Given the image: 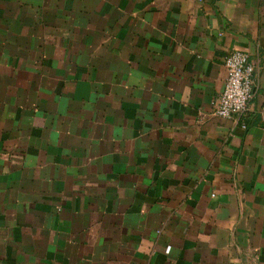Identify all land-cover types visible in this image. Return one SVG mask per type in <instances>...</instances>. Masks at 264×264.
I'll use <instances>...</instances> for the list:
<instances>
[{
    "label": "crops",
    "instance_id": "1",
    "mask_svg": "<svg viewBox=\"0 0 264 264\" xmlns=\"http://www.w3.org/2000/svg\"><path fill=\"white\" fill-rule=\"evenodd\" d=\"M263 108L264 0H0V264H264Z\"/></svg>",
    "mask_w": 264,
    "mask_h": 264
},
{
    "label": "built area",
    "instance_id": "2",
    "mask_svg": "<svg viewBox=\"0 0 264 264\" xmlns=\"http://www.w3.org/2000/svg\"><path fill=\"white\" fill-rule=\"evenodd\" d=\"M224 64L225 85L214 103V112L222 118H242L254 98L256 63L249 52L234 49L228 52Z\"/></svg>",
    "mask_w": 264,
    "mask_h": 264
}]
</instances>
